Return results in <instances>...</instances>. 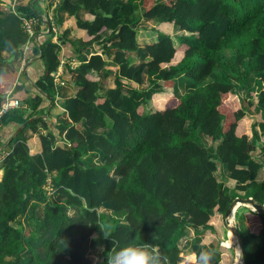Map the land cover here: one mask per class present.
<instances>
[{"label":"trees","instance_id":"1","mask_svg":"<svg viewBox=\"0 0 264 264\" xmlns=\"http://www.w3.org/2000/svg\"><path fill=\"white\" fill-rule=\"evenodd\" d=\"M33 1L0 8V106L9 89L24 105L31 100L18 118L37 132L16 140L0 163V264H106L86 256L99 242L104 255L112 247L100 223L121 240L130 235L153 244L166 264H179L181 253H197L202 244L218 247V264H226L223 254L234 245L228 229L220 228L230 202L237 195L264 202V161L258 156H264V0H62L58 8L69 11L81 36L78 52L100 42L108 29L118 38L68 66L74 89L61 105L55 102V73L64 35L35 45L44 71L34 85L3 54H19L35 34L24 24L38 15ZM81 7L87 9L84 19L77 15ZM139 17L156 21L148 40L133 25ZM58 21L64 26L63 18ZM132 52L149 59L134 64ZM233 58L258 75V92L243 97L234 89L225 72ZM146 69L157 79L154 90L131 82ZM179 79L192 89L179 92ZM43 94L52 102L41 107ZM45 108L53 115L66 111L71 121L49 128ZM100 126L109 129L100 132ZM96 149L107 155L103 162L91 157ZM219 161L229 171L224 185L215 174ZM49 181L54 200L45 187ZM70 207L79 211L69 214ZM23 211L26 222L36 220L34 227L18 219ZM235 217L245 263L264 264V212L241 205Z\"/></svg>","mask_w":264,"mask_h":264},{"label":"crops","instance_id":"2","mask_svg":"<svg viewBox=\"0 0 264 264\" xmlns=\"http://www.w3.org/2000/svg\"><path fill=\"white\" fill-rule=\"evenodd\" d=\"M30 0H13L12 2H6L4 0H0V8H6L8 6L15 7L20 4H27ZM75 2L76 0H71ZM62 0H34L33 5L38 11V15L36 17H31L34 19V28H36L35 34L31 37V39L23 46L20 50L19 54L15 55L9 50H3V54L6 58L11 60L12 65L18 70L19 76L27 80V83L30 85H34L33 81L38 78L44 71V64L41 58V52H37L35 49V45L39 42H43L45 39L52 37L53 40L58 41L59 35H64L65 39L61 41V47L59 50L60 55V65L56 74L55 81L58 84V89L55 93V102L58 105H61V102L64 98L71 96L73 94V83L70 80V73L68 72V66H76L81 60L86 56L89 57L93 49H99L102 44L107 43L110 44L113 39L118 38L117 34H114L111 29H108L103 36V39L100 42H95L91 47H82L81 52H78L77 48L79 46L81 36H79L73 29V25L69 21L70 13L65 7H59V4ZM87 9L85 7L79 8L77 11V15L84 19L86 16ZM59 17L63 18L65 21L64 26L59 23ZM52 26V30L51 27ZM135 27L139 28L143 33V37L146 40L152 36V33L155 31L153 28L156 25V21L148 18V17H140L134 24ZM67 38V39H66ZM143 44L142 42H140ZM115 48H110V56L109 59L112 60L114 57ZM132 63L138 64L144 60H148L149 56L147 54H138L136 52H132ZM15 58V59H13ZM92 74L95 75V70H90ZM146 71V70H145ZM144 71V72H145ZM143 72V75H144ZM109 82L113 85L112 77L109 78ZM131 82L133 85H138L136 82V78H132ZM124 85L126 84L129 89V81L125 80ZM123 85V87H124ZM145 85V84H144ZM143 85V86H144ZM36 88V87H35ZM124 90V88H123ZM10 91V89L8 90ZM124 92H128L124 90ZM44 95V101L41 107L48 106L52 102V99ZM31 100H29L23 107L16 110V112L12 111L11 115L3 118L0 122V163L3 160L4 156L10 150L11 146L16 140L25 139L30 136H34L37 134L36 131L30 125H25V123L19 121V112L25 110L30 107ZM149 107L148 110H151L153 107L146 105ZM47 109H44L43 116L47 118V122L49 124V128L54 130L56 129V124L59 122H70L71 118L66 111H63L59 114H50ZM14 112V113H13ZM33 117L30 118V120ZM109 129V126L98 127L97 130L100 132H106ZM40 130L42 132L46 131L44 126H40ZM60 133V131H57ZM62 134H66V131H63ZM92 158L96 162H103L106 158V154L100 149H96L94 154H91ZM258 156L264 161V156L261 153H258ZM55 173V171H53ZM3 174V168H0V176ZM229 171L227 170L226 179L228 177ZM71 209L74 207H70ZM76 209V208H74ZM78 212V211H77ZM74 214V213H73ZM196 260V253L193 254H180L179 256V264H184L185 260Z\"/></svg>","mask_w":264,"mask_h":264},{"label":"rangeland","instance_id":"3","mask_svg":"<svg viewBox=\"0 0 264 264\" xmlns=\"http://www.w3.org/2000/svg\"><path fill=\"white\" fill-rule=\"evenodd\" d=\"M139 9L142 11V6L141 5H139ZM140 10L138 12H141ZM174 33H175L174 35L180 34V32H178V31H175ZM225 72L230 76V79L235 84L234 89L237 90L240 93L241 96H243V97L249 96V94L252 91H256L257 90V92H258V90H260V86L262 84L261 83L262 81L260 80V78L258 77V75L255 72H253L251 69H249L247 67L245 62L244 63H240L236 59L233 58V59L230 60V67L228 69H226ZM209 79L210 78L207 77L205 80L207 81ZM151 80H153V81H151ZM156 80L157 79L155 78V75L150 73V71L148 69H146V71L144 72V75H143L142 79L136 78V82L138 84L137 86L139 88H142V86L144 84H148L149 85V88H148L149 90H154L156 88V85H155V81ZM123 88H124L125 91L129 90L128 86L126 84L124 85ZM176 89L179 92H186V91L192 89V86L190 85V83H189V81L187 79H184V80L179 79L177 81ZM146 109L148 110L149 107H146ZM187 125H188V127H190L189 123ZM199 133H200L202 141L212 150L214 148V145L211 143L209 138L206 137V135H203L201 130L199 131ZM115 168L116 167H113L111 169L112 173H115ZM227 170H228L227 169V165L225 163H221L219 161V168H218V170L215 171V174L218 177L221 185L225 184ZM51 186H52V183H50V181H49V183L45 187L47 188L51 198L54 200V199H56L57 194L52 192L53 189H52ZM77 211H79L78 207L76 209H74V208H72V209L69 208L68 209V213L69 214H73V213H75ZM116 214L118 216H123L124 212L120 211V212H118ZM25 215H26V213H25V211H23L21 213V215L18 217V219L23 223V226H25L28 223H30L31 226L34 227L35 224H36L35 223L36 220L32 218V219L29 220V222H26L25 221ZM234 220H236V217H234ZM221 224H222V226H221L220 229L222 230V233H225L224 231L226 229H228L225 218H224V220H223V218L221 219ZM227 233H228V231H227ZM185 234L187 236H189L190 238H194L196 236V233H195L194 229L191 228V227H187V226L185 228ZM103 247H104V243L103 242L97 243L96 246L91 247L88 250V252L86 253V256L91 258L94 261V263L98 262L101 259H106V255L103 254ZM231 247H232L231 251H228L227 253L223 254L224 261H225L224 263H226V264H235V262H236L235 249H234V246H231ZM29 254H30L29 250L23 251L22 252V258L24 260H26L27 256H29Z\"/></svg>","mask_w":264,"mask_h":264},{"label":"clouds","instance_id":"4","mask_svg":"<svg viewBox=\"0 0 264 264\" xmlns=\"http://www.w3.org/2000/svg\"><path fill=\"white\" fill-rule=\"evenodd\" d=\"M125 228L131 230L132 226L124 222ZM100 230L105 239L111 238L112 247L107 251L106 264H166L167 258L157 251L150 243L141 238H116L110 225L100 223ZM221 250L211 244L201 245L196 253L194 264H218Z\"/></svg>","mask_w":264,"mask_h":264},{"label":"water","instance_id":"5","mask_svg":"<svg viewBox=\"0 0 264 264\" xmlns=\"http://www.w3.org/2000/svg\"><path fill=\"white\" fill-rule=\"evenodd\" d=\"M241 205H247L251 207L254 210L264 212V202L257 201L253 196H245V195H237L233 198V200L230 202L227 211L225 212V220L227 221V228L228 230H231L234 235L236 236L238 243L241 247V258L239 261L236 262V264H246L244 259V239L241 235L236 220H230L231 215L237 211L238 207Z\"/></svg>","mask_w":264,"mask_h":264},{"label":"built area","instance_id":"6","mask_svg":"<svg viewBox=\"0 0 264 264\" xmlns=\"http://www.w3.org/2000/svg\"><path fill=\"white\" fill-rule=\"evenodd\" d=\"M24 24L26 29L33 34L34 32V19L33 18H24ZM56 74V73H55ZM56 76H58V73L56 74ZM24 106L23 101L18 98V97H12L10 96V91H8L6 93L5 96V100L3 101V103L0 106V122L3 119V116L6 112L15 109V108H19Z\"/></svg>","mask_w":264,"mask_h":264},{"label":"bare ground","instance_id":"7","mask_svg":"<svg viewBox=\"0 0 264 264\" xmlns=\"http://www.w3.org/2000/svg\"><path fill=\"white\" fill-rule=\"evenodd\" d=\"M235 215H236V212H235ZM234 213L231 215V219L230 220H234V217H235ZM228 236L230 238V240L232 241L234 247L236 248L237 250V255H236V262L240 260L241 258V247L238 243V240L236 238V236L234 235V233L231 231V230H228ZM235 262V264H236Z\"/></svg>","mask_w":264,"mask_h":264}]
</instances>
